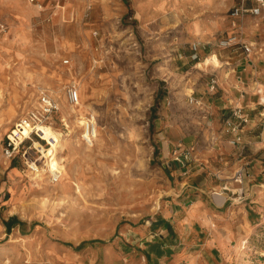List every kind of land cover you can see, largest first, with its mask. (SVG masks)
<instances>
[{
	"label": "rangeland",
	"instance_id": "374dc122",
	"mask_svg": "<svg viewBox=\"0 0 264 264\" xmlns=\"http://www.w3.org/2000/svg\"><path fill=\"white\" fill-rule=\"evenodd\" d=\"M214 1L229 18L242 0ZM163 2L161 14L147 18ZM199 2L0 0V264H159L158 247L180 239L186 226L179 229L178 217L170 216L176 185L159 158L164 138L157 129L175 117L186 133H200L210 116L189 100L198 98L192 78L219 64L216 52L224 46L214 45L210 57L195 58L188 70L170 68L172 54L193 53L186 41L194 21L214 14L194 13ZM226 35L219 30L215 40ZM73 85L84 105L80 120L94 114L98 124L85 157L70 155L57 139V130L72 138L77 131L88 146L85 124L75 126L80 115L63 112V101L65 109L74 104ZM44 93L59 103L44 122L51 125L43 127L48 140L32 135L26 158H7L6 134L21 117L42 110ZM177 158L188 164L191 154ZM53 169L62 172L56 182ZM229 187L235 192L241 182ZM244 191L236 202L250 195L239 204L225 264H264V184ZM13 215L24 223L8 233L4 222Z\"/></svg>",
	"mask_w": 264,
	"mask_h": 264
},
{
	"label": "crops",
	"instance_id": "0c3cea01",
	"mask_svg": "<svg viewBox=\"0 0 264 264\" xmlns=\"http://www.w3.org/2000/svg\"><path fill=\"white\" fill-rule=\"evenodd\" d=\"M245 4L251 8L256 2L248 0ZM162 7L164 2L151 7L147 18L159 16ZM212 9L213 16L205 15L200 22L194 21L191 32L194 36L186 41L192 50V44L199 42L198 51L193 50L190 55L172 54L170 68L182 72L193 66L190 61L195 58L210 57L214 45L220 46L222 38L215 40L219 30L227 31L225 38L237 35L238 42L217 49L219 64L208 65L192 78L197 80L194 92L198 98H194L199 100L192 104L210 114L208 120L200 122L203 131L186 133L175 117L164 123L162 119L158 125V135L164 138L159 158L176 185L170 216L178 217L179 229L186 226V230L179 231L180 239L158 247L159 264H225V255L235 238L231 230L239 219L237 212L242 209L239 204L250 195L248 192L242 195L244 199L238 203V194H245V188L251 184H264V7L261 14L245 13L236 21L229 12V18L222 17V6L214 0H200L193 12L204 10L207 14ZM240 42H254V50L245 52ZM213 77L217 80L216 87L210 91ZM238 107L247 121L234 114ZM228 120L235 129L228 125ZM212 135L216 138L214 143L210 141ZM195 141L198 144L194 145ZM186 151L191 154L188 164L178 162L177 154ZM240 172L241 187L231 192L229 184L236 182ZM183 203L188 204L186 210H182ZM180 217H184L182 221ZM197 225L200 231L193 228ZM175 231L178 232L177 228ZM159 235L160 239L166 237ZM145 255L154 260L149 250Z\"/></svg>",
	"mask_w": 264,
	"mask_h": 264
},
{
	"label": "built area",
	"instance_id": "2783aa9c",
	"mask_svg": "<svg viewBox=\"0 0 264 264\" xmlns=\"http://www.w3.org/2000/svg\"><path fill=\"white\" fill-rule=\"evenodd\" d=\"M34 1V0H32ZM256 5L249 8L245 4V0H242L241 3L235 4L229 11L230 16L233 18L234 21H236L237 18L241 17L245 13H251L254 15H259L262 13L263 7H264V0H255ZM238 42L237 35H232L228 38L222 39L219 42L220 46L229 47ZM244 51L247 53H250L254 50V42H240ZM200 46L199 42H195L192 44V48L195 52L198 51V48ZM68 62V60H66ZM216 78L213 77L211 80V84L209 87V90L212 91L216 87ZM68 96L69 99L74 104H79L80 102V94L79 89L76 85H73L69 87L68 89ZM42 100V110L40 112H32L28 116H24V118H20L13 127L10 129V131L6 134V143L4 146V154L7 158H15L17 155H21L24 158H26V154L28 153V149L32 146H28V149H26V139H32V135H37L38 137L42 138L39 130H38V123H44L48 122L53 113H55L58 108V103L50 97L48 94L44 93L41 97ZM190 101L199 103V100L194 98L193 96H190ZM242 110L240 107L237 108V110L234 112L236 116H238L243 121H247V118L244 117L242 114ZM31 125L29 134L26 135L24 132L26 125ZM228 125L232 126V129H235L236 126L232 123V121L228 120ZM98 133V124L97 120L94 114H90L89 117H87V122L85 124L83 133H82V139L84 143L88 145H93L94 140L97 137ZM43 139V138H42ZM33 140V139H32ZM34 142V141H33ZM62 172L59 169L54 170L52 172L51 177L52 181L56 182L61 178ZM236 182H242V175L241 172L236 176L235 178Z\"/></svg>",
	"mask_w": 264,
	"mask_h": 264
},
{
	"label": "bare ground",
	"instance_id": "6f19581e",
	"mask_svg": "<svg viewBox=\"0 0 264 264\" xmlns=\"http://www.w3.org/2000/svg\"><path fill=\"white\" fill-rule=\"evenodd\" d=\"M77 86V85H76ZM62 105H63V112L64 111H68L70 114L71 113H74V114H76L77 116L78 115H80V116H78L76 119H75V126L77 125V126H79L80 127V125H83V124H86V122H87V120H80V118H82V117H84V116H82L83 114H82V111H81V109H82V107L84 106L83 105V103L80 101L79 102V104H70V106H69V109H65V106L67 105L64 101L62 102ZM67 107V106H66ZM79 107V108H78ZM91 107V106H90ZM58 108H59V103H58ZM21 118H24V117H21ZM17 122V121H16ZM37 126H38V130H39V132H40V134H41V136H42V138L45 140L46 138L44 137L45 136V132H44V130H43V127H46V126H50L51 127V125H49V124H45V123H38L37 124ZM30 128H31V125L29 124L28 126L26 125V127H25V130H24V132L26 133V135L27 134H29V132H30ZM74 131V130H73ZM57 139L59 140L58 141V144H59V146L61 147V148H66L67 149V151L69 152V154L70 155H72V156H74V157H77V156H87L88 155V152H89V149H91L90 147L92 146V145H88V146H82V144H81V142H80V136L78 135V133H77V131H75L76 132V138H72V136L71 137H69L70 136V134H63L62 132H60V131H58L57 130ZM97 134H99V133H97ZM46 140H48V139H46ZM40 142V141H39ZM84 147V148H83ZM82 159H84V158H82ZM32 168H34L35 170H38V165L37 164H35V163H33V166H32ZM54 170H56V169H53L52 171H51V174H52V172H54ZM36 172H38V171H36ZM41 175H39V177H40ZM16 206V205H15ZM18 210V209H17ZM24 238V237H23ZM243 244L245 243H247V241H243L242 242Z\"/></svg>",
	"mask_w": 264,
	"mask_h": 264
},
{
	"label": "trees",
	"instance_id": "16d2710c",
	"mask_svg": "<svg viewBox=\"0 0 264 264\" xmlns=\"http://www.w3.org/2000/svg\"><path fill=\"white\" fill-rule=\"evenodd\" d=\"M13 166H16L15 162L13 164ZM6 228H7V232L11 233L12 232V228L14 227V225H16L17 223H21L23 224V221H20L15 215L11 216L8 220H6L5 222ZM85 244V242H82L78 248H81L83 245Z\"/></svg>",
	"mask_w": 264,
	"mask_h": 264
}]
</instances>
